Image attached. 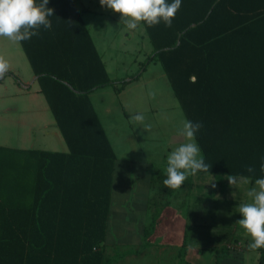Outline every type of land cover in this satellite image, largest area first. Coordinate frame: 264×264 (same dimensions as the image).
Returning a JSON list of instances; mask_svg holds the SVG:
<instances>
[{
    "label": "trees",
    "instance_id": "1",
    "mask_svg": "<svg viewBox=\"0 0 264 264\" xmlns=\"http://www.w3.org/2000/svg\"><path fill=\"white\" fill-rule=\"evenodd\" d=\"M47 7L51 29L20 45L68 152L0 147V264H113L127 255L108 257L105 246L116 157L89 95L121 89L140 73L111 79L75 1L49 0ZM143 25L152 52L141 70L158 62L186 119L203 124L196 142L211 166L197 173L264 177L261 165L246 172L245 134L233 130L227 95L215 94L223 82L264 76V0H182L171 27ZM191 177L171 189L166 172L157 174L168 198L191 188ZM155 227L152 219L144 241ZM188 238L187 230L181 258ZM235 251L220 250L214 264ZM258 253L264 264V248Z\"/></svg>",
    "mask_w": 264,
    "mask_h": 264
},
{
    "label": "rangeland",
    "instance_id": "2",
    "mask_svg": "<svg viewBox=\"0 0 264 264\" xmlns=\"http://www.w3.org/2000/svg\"><path fill=\"white\" fill-rule=\"evenodd\" d=\"M80 3L89 10L88 14L93 15V18L95 16L96 20H100L106 26L102 31V47L106 51L111 78L128 80V77L134 75L141 68L151 53L147 39L143 38L142 40L138 35L125 37L126 32L123 26L126 27V25L120 14L107 7H102L99 0H80ZM158 66L153 68L156 70L159 68ZM154 69H152L153 72ZM141 72L142 70H139V73ZM148 74L143 79L146 86L140 87L142 88L141 92L145 96H150V90L155 94L164 91L163 86L159 83L154 82V85L150 86L151 84L147 82ZM101 94V107L104 110V107L107 106L110 110V113H106V118H102V122L118 157L124 159L130 157L134 162L140 161V159L152 162L159 159L158 156H152V152L158 151L154 142L157 139L163 142L160 145L170 144L171 134L157 132L156 129L165 131L163 130L165 128L154 127V125L151 126V132L139 134L131 119L134 108L130 104L131 93L128 94V91L119 96L111 86H107L106 91ZM153 100L157 99L154 98L151 102ZM94 103L98 107L95 101ZM153 105L163 107V104L158 105L156 102ZM51 119L53 120L52 116ZM164 119L162 116L161 120ZM4 132V128L0 124V138L5 136ZM32 137L35 142L42 141L39 132H34ZM47 149V151H59V148L47 147ZM160 171L166 172V169ZM158 172L159 170L151 177L150 190L144 182L146 172H143L139 183H142L144 188L137 191L129 189L126 193L128 196L115 191L105 243L106 254L108 257H113L116 254L127 255L113 264H178L177 253L180 246L175 243L165 245L160 243V239L154 237L172 236L176 239L183 234V231L187 230L189 264H214L216 254L222 249L238 250L230 259L229 264H258V249H249L248 246L252 242L251 237L236 222L241 218L239 206L248 201L247 191L254 187L255 183L253 185L251 182L248 184L238 183L230 186L224 177L197 173L192 179L196 185L198 178L201 181L205 178L208 180L202 182L203 191L200 192L199 189V192H194L205 198L206 201L196 203L192 192V196H187L186 188L188 186H185L181 193L168 198L159 188L161 183L157 179ZM131 180L130 183L133 185V178ZM212 184H215L216 187L213 188ZM162 186L164 185L162 184ZM146 192L149 194L144 196L143 194ZM138 194H141L139 198H137ZM135 197L136 199H134ZM165 209L177 210L176 215L183 217L186 227L181 230L178 222H176L175 228L166 227L164 220L167 218V213H164ZM170 216L168 217L170 218ZM152 219H155L158 228L155 227L153 233L144 241L143 233ZM163 253L168 254L166 259L157 261L156 256Z\"/></svg>",
    "mask_w": 264,
    "mask_h": 264
},
{
    "label": "crops",
    "instance_id": "3",
    "mask_svg": "<svg viewBox=\"0 0 264 264\" xmlns=\"http://www.w3.org/2000/svg\"><path fill=\"white\" fill-rule=\"evenodd\" d=\"M74 1L84 22V25L90 35L93 45L105 66L108 76L111 78L108 70V58L106 55V51H104L102 47V31L106 26L100 20H96L95 16L93 18V15L91 16L90 14H88L89 10H87V8L84 7L82 3H80V0ZM78 3H80L81 5H78ZM122 21L125 22L123 18ZM123 27L126 32L125 37L138 35L140 38H142V40L143 38H146L148 43L150 44L146 30L142 23L136 30H129L125 26ZM150 47L152 52L151 44ZM0 54L5 55L10 63L8 74L3 79H0V124L5 131V136L0 138V147L20 150L34 149L41 151H47V147H53L59 148V151L50 150L48 152L67 153L68 148L66 146V143L64 142L59 130L56 127L54 118L53 120L51 119L52 114L50 112L48 104L44 96L40 92L37 77L34 75L21 45L14 44L5 38H0ZM157 65H159V68H156L155 70L153 67H156ZM152 69H154V72ZM139 70H141V68ZM147 73H149V80L147 79V82L151 84L150 86H152L154 82H156V84L159 83L161 84V86H163L164 91L157 92L152 97L148 95L145 96L141 92L142 88L140 87L146 86V82L143 79L146 77ZM223 83H227V87L223 86L218 88L219 90L216 89L215 94L217 92V96L227 95L229 102L228 116L233 118L232 121L235 125L233 130L237 132L243 131L245 134L244 162L248 165H262L264 164V76L238 78L236 80ZM111 88L119 96L127 93V91L128 94L131 93L129 101L134 108L131 113L132 116L137 113L143 112L145 117H147L144 121L145 124H149L151 126L154 125V127H164L165 129L163 130L165 131L156 129L157 132H168L169 134H171L170 136L172 140L170 144L166 143L163 146L160 145L163 142L156 139L154 144L157 147L158 151L152 152V156H158L159 159L153 162L146 159H140V161L134 162L130 159V157L126 159H124L123 157L119 158L111 144V141L109 140L116 157L113 174L110 213L115 197V191H119L122 195L128 196L126 193L129 189L137 191L144 188L142 186L143 184L139 183L140 176L143 174V172H146V178L144 182L147 184L146 187L150 190V180L153 173L157 172L158 170L159 172H161L160 170L164 168L166 169V158L168 154L172 150H174L179 145V143L184 142L183 138L178 135L177 129L181 127V121L183 119H186L162 67L156 61L149 63L147 67L140 73V76L137 80L128 83L121 89L118 86H111ZM106 89L107 87L96 89L89 95L90 101L103 128L104 124L102 122V118H106V113H110V110L107 108V106H105V109L103 110V107H101L100 105V101L102 98L101 93L103 91H106ZM154 98H156L157 100H153L151 102V100ZM94 101L96 102V104H98V107L95 106ZM155 102L158 105L163 104V107L154 106L153 104ZM102 114L105 116L103 117ZM162 116L165 118L164 120H161ZM133 125L139 134L148 133L152 130H145L143 124H138L134 121ZM34 132H39L41 134L42 141L35 142V139H33L32 137ZM149 165H151V167H149ZM130 176L131 178H129ZM195 176L196 175H192L191 179H194ZM132 178L134 183L133 185L130 183V180ZM197 180V185L193 181L192 188H186L188 197L189 195L192 196V192L195 199L203 198L199 196L198 193L196 194L194 192H199V189L200 192L201 190L203 191L204 189L202 188V182L208 179L205 178L204 180L202 179L203 181H201V179L198 178ZM253 183L255 182L251 181V185H253ZM183 189H180L178 192H176L174 196L179 192L181 193V190ZM148 194L149 192H146V194L143 195L147 196ZM140 195L141 194H138L137 198H139ZM134 199H136V197ZM134 199L133 201H136ZM177 212L178 211L174 209H165L164 213H167V218L164 220V222L166 223V227L170 228H175V224H177L176 222H178L179 228L182 230L184 227H186L185 221L183 217H178V215H176ZM169 215H171L170 218L168 217ZM156 228L158 227L156 226ZM184 233L185 231H183V234H181V236L176 239H174L172 236L154 237L155 239H160V243H163L165 245H171L175 243L180 246L179 252L177 253L178 264H182L179 263L180 260L184 261L185 264H189V238L187 240L186 253L182 258L180 254L184 243ZM234 254L230 253L228 257L222 261L221 264H229V262L231 261L230 259L234 256ZM167 255L165 253L158 254L156 256V260H164L166 259L165 257H167Z\"/></svg>",
    "mask_w": 264,
    "mask_h": 264
},
{
    "label": "clouds",
    "instance_id": "4",
    "mask_svg": "<svg viewBox=\"0 0 264 264\" xmlns=\"http://www.w3.org/2000/svg\"><path fill=\"white\" fill-rule=\"evenodd\" d=\"M182 0H99L102 7H107L119 13L125 20L126 28L136 30L141 23L149 27L163 21L165 27L172 26V20L181 7ZM49 0H0V38H5L14 44L40 35V29L50 30L52 22L49 17L54 16V10L47 7ZM10 63L5 55L0 54V79L9 72ZM154 96V91H149ZM138 124H143L145 130H150L151 125L145 124L143 112L131 118ZM203 127L202 122H193L188 119L181 121L177 129L178 135L184 142L172 150L167 156L166 176L163 184L167 188L179 189L185 180L197 172L209 173L211 165L205 162L201 149L196 142V134ZM246 172L255 174L254 166H247ZM264 172V164L261 165ZM230 186L238 183L248 184L251 176L226 175L224 177ZM213 188L215 184L211 185ZM247 202L240 204L241 216L236 222L251 237L249 249L264 248V177L255 179V186L247 191Z\"/></svg>",
    "mask_w": 264,
    "mask_h": 264
},
{
    "label": "water",
    "instance_id": "5",
    "mask_svg": "<svg viewBox=\"0 0 264 264\" xmlns=\"http://www.w3.org/2000/svg\"><path fill=\"white\" fill-rule=\"evenodd\" d=\"M178 44H179V42H178Z\"/></svg>",
    "mask_w": 264,
    "mask_h": 264
}]
</instances>
